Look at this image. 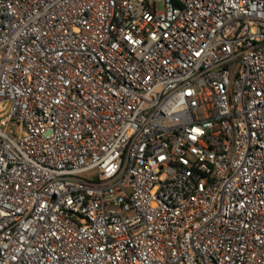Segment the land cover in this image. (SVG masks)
<instances>
[{
  "label": "built area",
  "instance_id": "obj_1",
  "mask_svg": "<svg viewBox=\"0 0 264 264\" xmlns=\"http://www.w3.org/2000/svg\"><path fill=\"white\" fill-rule=\"evenodd\" d=\"M0 264H264V0H0Z\"/></svg>",
  "mask_w": 264,
  "mask_h": 264
},
{
  "label": "rangeland",
  "instance_id": "obj_2",
  "mask_svg": "<svg viewBox=\"0 0 264 264\" xmlns=\"http://www.w3.org/2000/svg\"><path fill=\"white\" fill-rule=\"evenodd\" d=\"M162 2H160L159 4H158V6H159V9H162Z\"/></svg>",
  "mask_w": 264,
  "mask_h": 264
}]
</instances>
